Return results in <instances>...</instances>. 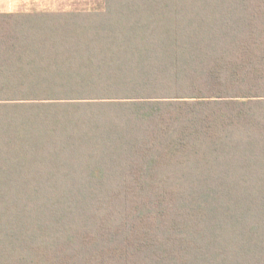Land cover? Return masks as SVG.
<instances>
[{
  "label": "trees",
  "instance_id": "obj_1",
  "mask_svg": "<svg viewBox=\"0 0 264 264\" xmlns=\"http://www.w3.org/2000/svg\"><path fill=\"white\" fill-rule=\"evenodd\" d=\"M97 1L0 14V264H264V0Z\"/></svg>",
  "mask_w": 264,
  "mask_h": 264
},
{
  "label": "crops",
  "instance_id": "obj_2",
  "mask_svg": "<svg viewBox=\"0 0 264 264\" xmlns=\"http://www.w3.org/2000/svg\"><path fill=\"white\" fill-rule=\"evenodd\" d=\"M91 0H0V14L64 13L90 6Z\"/></svg>",
  "mask_w": 264,
  "mask_h": 264
},
{
  "label": "rangeland",
  "instance_id": "obj_3",
  "mask_svg": "<svg viewBox=\"0 0 264 264\" xmlns=\"http://www.w3.org/2000/svg\"><path fill=\"white\" fill-rule=\"evenodd\" d=\"M91 1H93V0H91ZM97 2H99V1H97V0H96V1H94V2H93V3H94V5H97ZM64 10H73V9H68V8H67V9H64Z\"/></svg>",
  "mask_w": 264,
  "mask_h": 264
}]
</instances>
